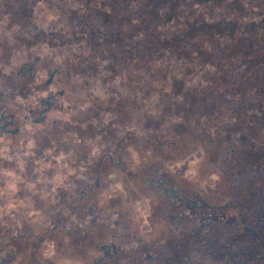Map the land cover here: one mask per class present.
<instances>
[{"label":"flooded vegetation","instance_id":"1","mask_svg":"<svg viewBox=\"0 0 264 264\" xmlns=\"http://www.w3.org/2000/svg\"><path fill=\"white\" fill-rule=\"evenodd\" d=\"M48 2L62 14L64 27L59 30L54 25L45 28L43 22L37 23L36 0H3L0 5V16H8L21 29L13 45L5 41L0 56V63L8 66L12 54L18 53L12 74L5 75L0 68V133L12 129L11 135H19L17 115L9 105L16 95L29 97L28 84L36 78L41 65L48 66L49 73L44 89L58 75L91 79L98 77L101 70L113 78L127 73V84L122 85L123 92L117 87L109 89L107 107L98 104L77 117L81 123L93 118L102 122L100 113L110 112L115 119L107 126L90 124L85 130L55 120L49 124V113L56 107L51 94L41 100L39 112H30L35 116L34 124L47 126L38 134L44 143L48 136L59 141L66 132L75 131L82 141L101 136L106 147L85 173L86 180L73 178L74 187L57 190L58 203L46 212L44 221L38 225L25 223L16 237L5 230L8 243L0 249L4 252L0 264H13L18 253L29 249L33 251L26 258L41 264L36 250L48 238L57 241L63 257L74 253L78 258L71 255L68 259L81 260L85 254L92 264H264V21L257 24L250 18L242 0H79L82 7L78 11H73L67 0ZM194 3H199L200 9ZM134 19L139 23L133 24ZM147 34L159 38L160 45L155 46L160 50V54L156 53L161 61L166 62L171 54L191 62L190 52L196 49L199 62L217 67V72L201 77L207 86L199 87L191 85L190 73L164 76L171 94H165L157 106L162 111L140 115L136 99L151 95L143 77L135 74L147 69ZM131 44L137 49L132 65L126 62L122 69L120 62L107 60V47L114 55L117 50L131 49ZM44 45L49 49L48 55ZM56 54L67 55L78 63L52 65L49 56ZM95 57L101 59V64L96 65ZM185 88L189 94L183 93ZM186 99L191 104L188 113ZM208 121L218 122L219 138L207 134ZM169 122L175 124L167 127L170 132L188 137L185 144L194 136L207 140L214 161L222 165L224 180L229 182L225 192L229 200L212 203L161 167L147 169L141 186L158 197L166 229L174 235L166 239L161 235L146 242L132 232L123 213L120 220L112 221L113 213L103 212L94 193L101 186V169L106 159L117 161L121 150L132 141L156 143L159 151L163 144H172L174 140H156L148 135L151 128L169 126ZM133 123L141 136L124 131ZM121 133L127 135L120 137ZM183 138H175V143ZM60 147L75 148L81 159L87 158L84 143L75 146L69 142ZM66 244L73 248L67 254Z\"/></svg>","mask_w":264,"mask_h":264},{"label":"clouds","instance_id":"2","mask_svg":"<svg viewBox=\"0 0 264 264\" xmlns=\"http://www.w3.org/2000/svg\"><path fill=\"white\" fill-rule=\"evenodd\" d=\"M73 11H78L82 5L79 0H67ZM243 6L248 10L249 17L255 19L257 24L264 21V0H242ZM3 0H0V5ZM200 9L199 3L193 5ZM35 15L37 23L43 22L47 28L50 25L56 26L57 30L64 27L62 14L59 9L50 7L48 0H36ZM133 24L139 23L133 20ZM21 32L18 24L12 23L8 16H0V56L4 53L5 41L9 46L15 43V35ZM45 55L49 54L47 45L43 46ZM211 49L209 48V51ZM35 51V49H33ZM17 55L13 53L8 66L0 63L5 75L12 74L17 66ZM50 63L57 67L66 61L76 64L78 61L69 59L67 55L56 54L49 56ZM190 60H185L181 56H171L165 61H158L150 65L151 74L141 70L135 72L137 76L143 77L144 81L152 89L150 97L147 99L141 95L135 101L140 115L145 113L158 114L162 108L160 104L165 94L170 95L171 89L163 76L173 78L180 73H186L192 86H207L204 77L206 73L214 74L217 67L199 62V51L193 49L190 52ZM107 64V61H104ZM158 74H161L158 76ZM48 66L41 65L36 71V78L28 84L31 94L27 99L16 95L14 101L9 105L16 112L19 135H11L12 129L8 133H0V249L8 243L5 239V230H10L11 236L16 237L24 228L25 223L38 225L45 220L46 212L50 211L58 201L56 199L57 190L74 187L72 179L86 180L89 167L100 157L106 145L101 143L102 137L97 135L95 139L82 141L75 131L66 132L59 141L47 137V143L38 138L39 133H43L47 127L45 124H34L35 116L30 112L41 110V100L48 99L49 95L55 97L56 107L49 113V124L55 120L72 128L87 129L91 124L93 127L107 126L115 117L110 112H101V119H89L80 122L77 117L87 114L98 104L107 107L110 97L109 89L119 88L122 92V85L127 84V73L112 77L111 73L101 70L98 77L88 78L86 76H73L71 79L58 75L46 89L44 83L48 80ZM0 91H3L0 88ZM59 93H63L60 95ZM221 119H224L221 117ZM113 127L118 125L113 124ZM195 127V125H194ZM207 134L213 138H219L220 129L218 122H206ZM49 131L51 129L49 128ZM127 133H136L135 123L124 129ZM123 134V133H122ZM71 142L75 146L86 144L88 148L87 158L81 159L75 148L64 150L61 144ZM125 165L131 163L134 167L127 171L139 170L147 157L152 155L149 148L144 159L141 151L134 144L126 147ZM164 167L168 173L179 181L189 186L193 192H215L223 187V170L214 163V157L207 142L197 139L195 136L186 145H182L171 151L166 158ZM127 172L123 173L126 177ZM106 188L100 193L99 207H110L112 221L121 219V213L130 221L131 230L138 233L146 242H152L165 232L166 226L163 216L159 215L161 205L152 196L141 195L135 186L125 184V179L118 169H114L107 174L105 179ZM109 201H117V205L111 208ZM58 210V209H57ZM55 214V213H52ZM68 215L67 210L64 212ZM73 220L76 217H72ZM48 225L46 224L45 227ZM115 225H113L114 227ZM39 235V232L36 233ZM65 243L67 240L65 239ZM134 247L137 245H133ZM11 247V245H9ZM32 249L27 253H18L13 264H29ZM37 259L41 264H91L89 260H71L58 256L57 241L52 238L45 239L41 247L36 250ZM4 255L0 251V257Z\"/></svg>","mask_w":264,"mask_h":264},{"label":"rangeland","instance_id":"3","mask_svg":"<svg viewBox=\"0 0 264 264\" xmlns=\"http://www.w3.org/2000/svg\"><path fill=\"white\" fill-rule=\"evenodd\" d=\"M179 119H182L181 114H180ZM172 120L174 121L176 119H172ZM168 125L169 126L164 125L163 127L158 128V129H156V128L152 129L151 128V130H148L149 131L148 135H151V137H155L156 140L158 139V140H164V141H169V142L174 140L172 142V144H167V143L163 144V148L160 151L157 148V147H159V145L156 144V143H149V142L140 141V140L139 141L136 140V142L132 141L131 144L136 145L137 148L140 149L142 159H144L145 153L147 152V150L149 148L152 149V155L147 157V162L144 163L139 170L127 171L128 168H132L134 166L131 163H129L128 165H125V163H124V159H125V157L127 155L126 148L121 150V153H120V156H119L120 158L117 161L111 163V162H109L106 159L105 164H104V166L101 169L102 170L101 186L94 193V198H95L96 202L98 203V205H99L100 193L103 192L105 190V188H106L105 179L107 177V174L110 171L114 170V169H118L120 171V173L122 174V178L125 179L126 186H128V185L135 186L137 188V190L141 193V195L152 196L156 200L159 201L158 197H156L152 192L143 189V187L141 186V182H142L141 180H142V178H143V176L145 174V171L147 169L155 170L157 167H159V168L161 167L165 171L166 169H165L164 165L167 162L166 158L170 155L171 151L174 150V149L179 148L182 145H186L185 143L188 141V137L183 138V136L180 133H176V132H173V131L170 132L169 131V128H167V127H173V126H175V124L169 122ZM124 135H127V134H125V133L119 134L120 137L121 136L123 137ZM141 135H142V133L140 134V136ZM175 138H178V139L183 138V141H185V142H183L182 140H178L179 144L177 142L175 143V141H177ZM201 138H203V137H201ZM204 140L207 142L206 139H204ZM207 144H208V142H207ZM208 146H209V144H208ZM125 147H127V145ZM209 148H210V146H209ZM214 163L216 165H219L215 161H214ZM219 167L221 168L222 165H219ZM125 172H127L126 177L123 176V173H125ZM132 174L136 175V176L133 177ZM228 183L229 182L224 180L223 187L220 188L219 190H217L215 192H204V191H201V193L204 196L208 197L207 199L210 200L212 203H215V204L221 203V202H223L225 200L228 201L229 200V196L226 195V193H225L229 189ZM117 203H118L117 201H109V205L111 206V208L116 207ZM101 209H103L104 213H108V212L111 211L110 207H108V206H106L105 208H101ZM159 214L161 215L160 212H159ZM170 231H171L170 229H169V231L166 230L165 231L166 234H165V232H163V233H161V235L164 236L165 239H166V237H172V235H174V234H171ZM173 233H175V232H173ZM157 239H159V238H157ZM58 246L59 245L57 244L58 256H62L64 253L59 251V247ZM71 249H73V248H71L69 245L66 244V249H65L66 250V254L69 253L70 251H72ZM73 254H71V255L74 256ZM88 254L90 255V253H88ZM71 255H68L67 257H64V258H68ZM76 257L77 256L75 255L73 257V259H76ZM82 257L85 260H89L90 261V258L87 257L85 254L82 255ZM50 262H51L50 264H54L53 261H50ZM29 264H33V262L30 260ZM35 264H38V263H35ZM91 264H92V262H91Z\"/></svg>","mask_w":264,"mask_h":264},{"label":"trees","instance_id":"4","mask_svg":"<svg viewBox=\"0 0 264 264\" xmlns=\"http://www.w3.org/2000/svg\"><path fill=\"white\" fill-rule=\"evenodd\" d=\"M148 36V38H147V46H148V53H147V66H146V73H148L149 75L151 74V69H150V65H153L154 63H156V62H158V61H161L160 59H158V57H157V53H156V51L157 52H159V54H160V50L159 49H156V46L155 45H157V46H159L160 44H159V38L156 36V34H147ZM134 42V41H133ZM133 44V43H132ZM130 45V48L131 49H129V50H122V51H119V50H117V51H115L114 52V55H111V47L109 46V48L107 47L106 49H105V54H106V57H108V61L109 62H113V64H118L119 62H120V65H119V67L120 68H126L125 66H126V62L127 63H129L130 65H132L133 64V59H132V56H133V54L137 51V49L136 48H134L133 47V45ZM154 50V51H153ZM156 53V54H155ZM91 54H93L94 56H95V54L94 53H91ZM124 54H126V55H124ZM110 56V57H109ZM90 57H93V56H90ZM95 60L96 61H98V63L96 64V65H98V64H101V59H96V57H95ZM94 62V61H93ZM159 75H161V74H158V76ZM166 76V75H165ZM167 77V76H166ZM165 77V78H166ZM163 78H164V76H163ZM189 89H191V88H189ZM147 93H152V89L151 88H147ZM192 92V91H191ZM183 93H187V94H189V92L186 90V88L184 89V92ZM186 94V97L188 96ZM185 97V98H186ZM198 103H200L201 104V102H199L198 101ZM185 109L187 110L186 112L188 113V111L190 110V107H191V104H190V100L189 101H187V99H186V101H185Z\"/></svg>","mask_w":264,"mask_h":264}]
</instances>
